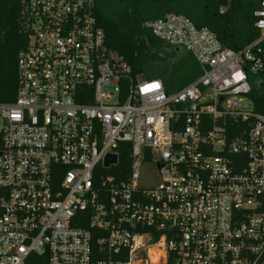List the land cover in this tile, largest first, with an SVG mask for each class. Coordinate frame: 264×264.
<instances>
[{"label": "built area", "instance_id": "2783aa9c", "mask_svg": "<svg viewBox=\"0 0 264 264\" xmlns=\"http://www.w3.org/2000/svg\"><path fill=\"white\" fill-rule=\"evenodd\" d=\"M97 3L22 2L17 98L0 102V264H264V115L250 98L264 0L260 37L238 51L181 14L145 24L200 67L174 93L107 47Z\"/></svg>", "mask_w": 264, "mask_h": 264}, {"label": "trees", "instance_id": "16d2710c", "mask_svg": "<svg viewBox=\"0 0 264 264\" xmlns=\"http://www.w3.org/2000/svg\"><path fill=\"white\" fill-rule=\"evenodd\" d=\"M23 0H0V102H12L19 87L17 57L28 44ZM261 0H98L96 17L106 35V45L118 52L134 75L160 79L174 93L201 75L192 54L172 47L145 26L169 13L190 18L198 28L211 30L225 48L241 50L260 37L255 11ZM224 9V12H221ZM264 55V42L262 44ZM264 71L252 77L250 98L264 115ZM128 169V153L121 156ZM119 170V168H117ZM114 170L117 174L118 171ZM116 171V172H115ZM261 211L264 212V198ZM172 264V262H170Z\"/></svg>", "mask_w": 264, "mask_h": 264}, {"label": "rangeland", "instance_id": "374dc122", "mask_svg": "<svg viewBox=\"0 0 264 264\" xmlns=\"http://www.w3.org/2000/svg\"><path fill=\"white\" fill-rule=\"evenodd\" d=\"M247 106L248 107H250V104H247ZM147 174V178H148V180H150V181H155V182H158V176H157V172H156V170L155 171H145V170H143V174Z\"/></svg>", "mask_w": 264, "mask_h": 264}, {"label": "water", "instance_id": "95a60500", "mask_svg": "<svg viewBox=\"0 0 264 264\" xmlns=\"http://www.w3.org/2000/svg\"><path fill=\"white\" fill-rule=\"evenodd\" d=\"M116 162V156L115 155H109L106 160V166H109L110 164H113Z\"/></svg>", "mask_w": 264, "mask_h": 264}, {"label": "flooded vegetation", "instance_id": "af4514ba", "mask_svg": "<svg viewBox=\"0 0 264 264\" xmlns=\"http://www.w3.org/2000/svg\"><path fill=\"white\" fill-rule=\"evenodd\" d=\"M263 90H264V88H263Z\"/></svg>", "mask_w": 264, "mask_h": 264}]
</instances>
